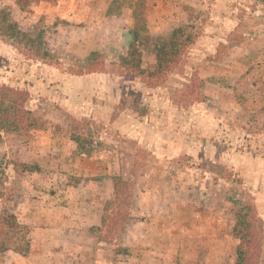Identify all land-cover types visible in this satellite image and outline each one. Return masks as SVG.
Returning <instances> with one entry per match:
<instances>
[{"label": "rangeland", "instance_id": "1", "mask_svg": "<svg viewBox=\"0 0 264 264\" xmlns=\"http://www.w3.org/2000/svg\"><path fill=\"white\" fill-rule=\"evenodd\" d=\"M135 1L0 0L40 45L0 37V108L25 113L0 114V217L25 234L0 264H235L243 207L264 264V0H145L143 68L193 37L160 81L120 66Z\"/></svg>", "mask_w": 264, "mask_h": 264}, {"label": "trees", "instance_id": "2", "mask_svg": "<svg viewBox=\"0 0 264 264\" xmlns=\"http://www.w3.org/2000/svg\"><path fill=\"white\" fill-rule=\"evenodd\" d=\"M43 0H16V5L24 9L30 4H38ZM145 0H136L133 10V28L130 31L131 42L127 53L120 58V66L126 70L152 81L162 80L173 68L178 66L182 57L190 44L193 37L186 32V26L174 29L171 34L158 44L154 50L153 63L142 67V37L147 33L145 20L142 16ZM111 15V10L107 11ZM0 37L16 42L20 46L26 47L34 52L40 50L32 34L21 31L17 24L13 22L9 15L0 10ZM93 56H96L93 54ZM2 115V129L16 130L24 122V111L20 99L5 109L0 108ZM30 172L37 171L36 167H28ZM113 194L116 201L117 185L123 183L121 178L115 177L113 180ZM117 183V184H116ZM117 203V202H116ZM105 216L101 219V225L104 224ZM24 227H21L12 215L0 217V254L8 250L7 244L14 237L23 239L25 234ZM233 236L238 241L239 246L236 250L235 264H258L259 254L261 250L260 243L256 239V231L254 228L253 214L248 207H243L237 214L236 222L233 226ZM17 253H21L22 249H16Z\"/></svg>", "mask_w": 264, "mask_h": 264}]
</instances>
